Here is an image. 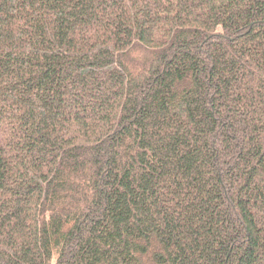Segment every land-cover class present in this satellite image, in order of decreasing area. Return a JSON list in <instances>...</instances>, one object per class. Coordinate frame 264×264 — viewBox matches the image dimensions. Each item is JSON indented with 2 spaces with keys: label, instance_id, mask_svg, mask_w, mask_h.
<instances>
[{
  "label": "trees",
  "instance_id": "1",
  "mask_svg": "<svg viewBox=\"0 0 264 264\" xmlns=\"http://www.w3.org/2000/svg\"><path fill=\"white\" fill-rule=\"evenodd\" d=\"M0 264H264V0H0Z\"/></svg>",
  "mask_w": 264,
  "mask_h": 264
}]
</instances>
